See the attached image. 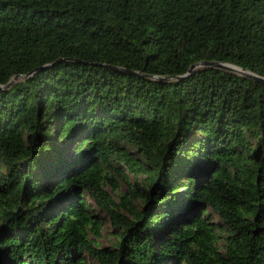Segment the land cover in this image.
Instances as JSON below:
<instances>
[{"label": "trees", "instance_id": "1", "mask_svg": "<svg viewBox=\"0 0 264 264\" xmlns=\"http://www.w3.org/2000/svg\"><path fill=\"white\" fill-rule=\"evenodd\" d=\"M204 61L264 78V0H0V264H264V85Z\"/></svg>", "mask_w": 264, "mask_h": 264}, {"label": "water", "instance_id": "2", "mask_svg": "<svg viewBox=\"0 0 264 264\" xmlns=\"http://www.w3.org/2000/svg\"><path fill=\"white\" fill-rule=\"evenodd\" d=\"M199 68H204V69H218V70H224V71H228L231 72L233 74L239 75V76H243L246 79L255 81L259 84H263L264 85V78L259 77L251 72H248L246 70L237 68L233 65L230 64H225V63H220V62H209V61H204V62H200L197 64H194L191 66L189 72L187 75L183 76V77H178L177 79L181 80L184 77H189V76H194V74L196 73V70ZM19 78H28V76H16L11 83H9L5 88L10 87L15 81H17ZM157 78V77H155ZM158 80L160 81H168L170 80L169 78H158Z\"/></svg>", "mask_w": 264, "mask_h": 264}, {"label": "rangeland", "instance_id": "3", "mask_svg": "<svg viewBox=\"0 0 264 264\" xmlns=\"http://www.w3.org/2000/svg\"><path fill=\"white\" fill-rule=\"evenodd\" d=\"M131 178H132V180H134L133 176ZM144 178H145L144 175H140L137 180H143ZM109 189L111 190V188H109ZM114 197L118 200V195H114ZM113 241H115L114 236H113V228L108 223L107 225L104 226V228L102 230V237L99 238V243L102 247H104V246H110ZM91 263L95 264L94 262H91Z\"/></svg>", "mask_w": 264, "mask_h": 264}]
</instances>
